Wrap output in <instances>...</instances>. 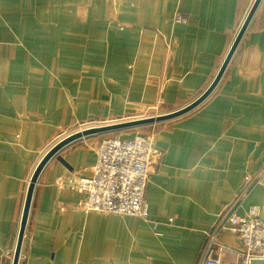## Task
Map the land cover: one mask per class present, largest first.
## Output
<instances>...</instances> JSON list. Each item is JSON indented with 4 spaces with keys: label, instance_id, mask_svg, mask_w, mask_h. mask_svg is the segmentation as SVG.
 Segmentation results:
<instances>
[{
    "label": "crops",
    "instance_id": "crops-1",
    "mask_svg": "<svg viewBox=\"0 0 264 264\" xmlns=\"http://www.w3.org/2000/svg\"><path fill=\"white\" fill-rule=\"evenodd\" d=\"M253 1L0 0V264L12 263L33 169L63 131L189 104ZM156 125L147 217L79 207L73 185L90 174L97 142L77 139L39 174L18 264H196L245 176L253 184L236 213L264 216V0L210 95ZM221 241L239 246L230 234Z\"/></svg>",
    "mask_w": 264,
    "mask_h": 264
},
{
    "label": "built area",
    "instance_id": "built-area-1",
    "mask_svg": "<svg viewBox=\"0 0 264 264\" xmlns=\"http://www.w3.org/2000/svg\"><path fill=\"white\" fill-rule=\"evenodd\" d=\"M173 21L185 23L187 17L176 12ZM94 153L90 174L79 177L73 185L83 194L79 207L87 212L146 218L144 190L150 166L158 154L153 135L103 138ZM251 184L253 177L245 176L235 200L219 209L213 224L204 232L196 264H264V216H260L256 206H250L244 215L236 213L235 201L250 190ZM224 234L235 236L239 246L233 248L222 242ZM226 256L232 261H226Z\"/></svg>",
    "mask_w": 264,
    "mask_h": 264
},
{
    "label": "water",
    "instance_id": "water-1",
    "mask_svg": "<svg viewBox=\"0 0 264 264\" xmlns=\"http://www.w3.org/2000/svg\"><path fill=\"white\" fill-rule=\"evenodd\" d=\"M260 0H254L251 7L249 8L239 30L237 31L231 45L230 48L222 62V64L220 65L217 73L215 74L214 78L212 79V81L210 82V84L208 85V87L197 97L195 98L193 101H191L189 104L175 110V111H171L168 113H164V114H160L157 116H153V117H147V118H141V119H135V120H130V121H124V122H120V123H113V124H107V125H99V126H91V127H87L84 128L82 130L76 131L72 134H69L63 138H61L60 140H58L57 142H55L43 155L42 157L39 159V161L37 162L35 168L33 169V172L29 178V182H28V186L26 189V194H25V199H24V204H23V209H22V213H21V217H20V221H19V229H18V234H17V238H16V243H15V247H14V251H13V256H12V263L11 264H18V260H19V256H20V252H21V245H22V241H23V236H24V231H25V226L27 223V218H28V214H29V209H30V204H31V200H32V195H33V191L37 182V179L39 177V174L41 173L42 169L44 168V166L47 164V162L54 157L64 146H66L67 144L86 137V136H90V135H95V134H99V133H103V132H107V131H114V130H118V129H122V128H129V127H136L139 125H143V124H149V123H158V122H162V121H167L176 117H179L189 111H191L192 109H194L196 106H198L203 100H205L210 93L213 91V89L215 88V86L217 85L218 81L220 80L227 64L229 63L255 9L257 8V5L259 3Z\"/></svg>",
    "mask_w": 264,
    "mask_h": 264
},
{
    "label": "rangeland",
    "instance_id": "rangeland-1",
    "mask_svg": "<svg viewBox=\"0 0 264 264\" xmlns=\"http://www.w3.org/2000/svg\"><path fill=\"white\" fill-rule=\"evenodd\" d=\"M177 109H179V108H174V110L168 111V110H165V108L152 107V108H149L147 110L140 112V114H135L133 116H126V117H123L121 119H112V120H105L104 122H93V123H87V124L73 125L72 127H69L65 131H63L64 134L61 136V138L65 137L69 134H72V133L76 132L77 130L78 131L82 130V129H84V127L87 128V127H91V126L107 125V124L120 123V122H124V121L135 120V119L153 117V116H157L160 114L175 111ZM189 112H187V113H189ZM165 122L166 121H162V122H158V123L143 124V125H139L136 127L122 128V129H118V130H114V131H107V132H103V133H99V134H95V135H90V136H86V137L94 138L95 141L97 143H99L103 138H107V137H119L122 139H130V138L134 137L135 135L150 136L153 134V131L155 132V130L151 131L152 127L155 126V124H157L156 126H159V125L164 124ZM61 138H58L57 140H55V142H57ZM55 142H53V144Z\"/></svg>",
    "mask_w": 264,
    "mask_h": 264
},
{
    "label": "bare ground",
    "instance_id": "bare-ground-1",
    "mask_svg": "<svg viewBox=\"0 0 264 264\" xmlns=\"http://www.w3.org/2000/svg\"><path fill=\"white\" fill-rule=\"evenodd\" d=\"M85 128V127H84ZM78 131V130H77ZM60 140V139H59Z\"/></svg>",
    "mask_w": 264,
    "mask_h": 264
}]
</instances>
